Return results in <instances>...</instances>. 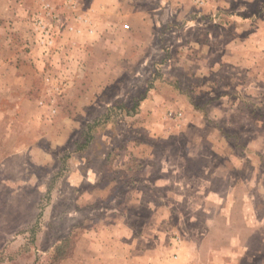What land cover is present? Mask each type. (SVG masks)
<instances>
[{
    "label": "rangeland",
    "instance_id": "374dc122",
    "mask_svg": "<svg viewBox=\"0 0 264 264\" xmlns=\"http://www.w3.org/2000/svg\"><path fill=\"white\" fill-rule=\"evenodd\" d=\"M0 264H264V0H0Z\"/></svg>",
    "mask_w": 264,
    "mask_h": 264
}]
</instances>
